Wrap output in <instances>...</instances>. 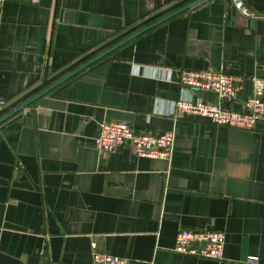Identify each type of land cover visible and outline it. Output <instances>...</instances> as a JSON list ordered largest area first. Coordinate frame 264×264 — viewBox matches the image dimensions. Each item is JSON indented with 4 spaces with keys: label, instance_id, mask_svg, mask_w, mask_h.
<instances>
[{
    "label": "crops",
    "instance_id": "0c3cea01",
    "mask_svg": "<svg viewBox=\"0 0 264 264\" xmlns=\"http://www.w3.org/2000/svg\"><path fill=\"white\" fill-rule=\"evenodd\" d=\"M176 1L5 0L4 106L41 83L47 64L51 76ZM245 1L253 14L233 0H202L0 122V264H92L93 241L130 264H264V118L248 129L169 112L184 93L180 68L242 74L237 100L196 95L246 111L252 77H264V0ZM145 64L173 67V78ZM108 119L175 130L172 159L138 155L130 143L101 151ZM199 227L226 232L222 258L173 248L180 229Z\"/></svg>",
    "mask_w": 264,
    "mask_h": 264
},
{
    "label": "built area",
    "instance_id": "2783aa9c",
    "mask_svg": "<svg viewBox=\"0 0 264 264\" xmlns=\"http://www.w3.org/2000/svg\"><path fill=\"white\" fill-rule=\"evenodd\" d=\"M4 1L0 0V24ZM32 1L39 2L40 0ZM233 1L244 13H254L245 0ZM143 67L149 70L150 75L163 79H172L175 70L173 67L149 64ZM252 79L253 93L244 99L246 111H239L221 103L204 100L197 96L196 92L212 91L222 99L237 100L244 80L242 74L214 68H180L178 80L184 93L170 102L169 112L183 111L199 114L210 118L217 124L253 129L257 122L264 118V77L254 75ZM6 103V99L0 98V108ZM150 118L149 115L148 119ZM175 139V130L161 132L137 130L128 121L108 119L100 124L96 144L101 151H111L125 143H130L138 155L172 159ZM225 241L226 232L224 230L207 227L182 228L176 235L173 248L186 254L220 259L224 255ZM92 264H130V262L126 256L100 249L98 242L93 241Z\"/></svg>",
    "mask_w": 264,
    "mask_h": 264
},
{
    "label": "water",
    "instance_id": "95a60500",
    "mask_svg": "<svg viewBox=\"0 0 264 264\" xmlns=\"http://www.w3.org/2000/svg\"><path fill=\"white\" fill-rule=\"evenodd\" d=\"M200 1L202 0H178L170 4L169 6L146 17L140 22L128 27L124 31L120 32L119 34L115 35L114 37L106 41L105 43L97 46L96 48L92 49L91 51L81 56L80 58H77L76 60H74L73 62H71L70 64L60 69L59 71H57L55 74L51 76H49V65L47 64L45 68L43 80L41 83H39L32 89L28 90L26 93H24L17 99L13 100L7 106L0 108V122L6 119L7 117L23 110L25 107H27L28 105L32 104L35 100H37L40 96L48 92L54 85L69 78L70 76L75 74L77 71L89 65L90 63L97 60L101 56L119 47L121 44L129 41L130 39L134 38L135 36L147 30L148 28L199 3ZM57 77L59 78L55 82L49 85V83H51V81H53ZM36 111L39 113V115L40 113H43V112H49L47 108L41 107V106H38L36 108Z\"/></svg>",
    "mask_w": 264,
    "mask_h": 264
}]
</instances>
